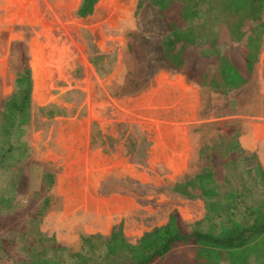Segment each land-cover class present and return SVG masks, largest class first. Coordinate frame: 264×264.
Returning <instances> with one entry per match:
<instances>
[{
  "label": "rangeland",
  "instance_id": "obj_1",
  "mask_svg": "<svg viewBox=\"0 0 264 264\" xmlns=\"http://www.w3.org/2000/svg\"><path fill=\"white\" fill-rule=\"evenodd\" d=\"M101 1L82 18L76 0H0V264H120L128 253L110 250L120 226L135 246L175 210L211 231L264 201V92L230 90L221 76L231 48L257 61L264 18L233 0L171 12L194 11L201 58L222 57L199 84L166 45L180 38L160 0L85 25ZM16 43L31 77L25 112L11 102L29 86ZM183 248L157 264H214ZM263 252L234 262L221 252L215 264H262Z\"/></svg>",
  "mask_w": 264,
  "mask_h": 264
},
{
  "label": "trees",
  "instance_id": "obj_2",
  "mask_svg": "<svg viewBox=\"0 0 264 264\" xmlns=\"http://www.w3.org/2000/svg\"><path fill=\"white\" fill-rule=\"evenodd\" d=\"M206 0H160L159 3L167 15L172 18L171 24L176 37H171L166 42L168 47L179 49L180 63L187 81H196L202 84L203 75L211 66H216L222 59L217 53L201 58L198 53L197 35L190 28L196 13H190L189 19L180 20L171 12L182 10L185 3L197 6L199 2ZM99 0H83L78 11V16L86 18L92 15L95 5ZM142 6L138 1L137 8ZM233 7L248 8L253 20L264 18V0H233ZM188 27L184 33H178L179 28ZM180 40V41H179ZM179 42V43H177ZM179 44V47L175 45ZM15 50L19 54L18 66L20 69L18 83L25 81L28 87L25 90L24 98L20 102L17 97L13 101L17 109L25 112L29 108L31 77L28 69V57L23 50L22 43H16ZM251 60L244 56L240 49L231 48L223 59L221 76L230 90H237L246 85L253 73ZM251 63L252 69L249 67ZM254 65V64H253ZM250 68V69H249ZM12 102V103H13ZM257 171L264 182V171L258 165ZM201 177L200 175L198 176ZM217 192L210 191L206 197H215ZM235 195L231 194L227 199L231 200ZM246 219L244 222L237 219H229L221 223L218 229L205 231L200 223H186L175 210L171 213L167 225L153 229L144 234L135 246L129 244L123 237L122 226L118 231L112 232L110 237L111 252L120 250L127 252L120 264H157L165 259L172 260L178 255V250L183 248L189 260L195 259L200 263L203 258L206 262L217 263L221 259V252H227L231 261L238 255L239 260L246 259L247 256L256 251L259 245L264 244V201L245 206L242 210ZM264 264V252L262 253ZM238 260V259H237ZM241 260V261H242ZM234 262V261H233Z\"/></svg>",
  "mask_w": 264,
  "mask_h": 264
},
{
  "label": "bare ground",
  "instance_id": "obj_3",
  "mask_svg": "<svg viewBox=\"0 0 264 264\" xmlns=\"http://www.w3.org/2000/svg\"><path fill=\"white\" fill-rule=\"evenodd\" d=\"M132 8H134L132 0H102L97 6L95 16L89 22L85 23V25H94L97 19L99 20L102 18L108 19L110 23L114 22V15L117 11H121V13L125 12V14H130ZM37 55L38 54H36V56ZM35 62L38 63V59H36ZM260 142H262V140ZM97 215H99V212Z\"/></svg>",
  "mask_w": 264,
  "mask_h": 264
},
{
  "label": "crops",
  "instance_id": "obj_4",
  "mask_svg": "<svg viewBox=\"0 0 264 264\" xmlns=\"http://www.w3.org/2000/svg\"><path fill=\"white\" fill-rule=\"evenodd\" d=\"M76 1H79L80 3L83 2V0H76ZM253 64L254 65H253L252 76L249 78L248 82L243 87H246L247 90H257V91L262 90L264 92V77L262 75V71L264 70V37H263V41L261 42V48H260V52L258 54V59H257V61H254ZM249 96L251 98V94ZM262 107H264L263 104H262ZM169 219H170V217L167 218V220L165 221L164 224L159 225L155 228L167 225L169 222ZM196 220H198V219L193 218V219H189L188 221L189 222H195Z\"/></svg>",
  "mask_w": 264,
  "mask_h": 264
}]
</instances>
